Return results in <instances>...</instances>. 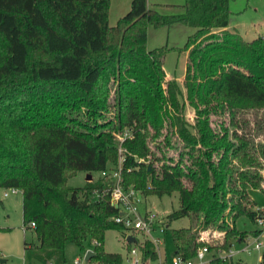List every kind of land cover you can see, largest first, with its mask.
I'll use <instances>...</instances> for the list:
<instances>
[{
  "label": "trees",
  "instance_id": "obj_1",
  "mask_svg": "<svg viewBox=\"0 0 264 264\" xmlns=\"http://www.w3.org/2000/svg\"><path fill=\"white\" fill-rule=\"evenodd\" d=\"M230 1L184 0L168 14L131 0L109 25L111 0H0V189L22 195L30 262L65 264L66 244L85 253L90 240L86 264H123L104 248L107 230L125 229L101 174L121 156L125 191L177 192L167 218L189 225L172 230L173 255L206 244L210 264H233L216 253L255 233L236 221L254 222L249 190L264 193V35L228 29ZM173 24L196 30L181 48L147 47L149 26ZM171 49L186 52L182 85L164 70ZM78 172L90 179L68 185ZM208 229L220 239L201 240ZM125 244L143 263L158 258L150 240Z\"/></svg>",
  "mask_w": 264,
  "mask_h": 264
},
{
  "label": "rangeland",
  "instance_id": "obj_2",
  "mask_svg": "<svg viewBox=\"0 0 264 264\" xmlns=\"http://www.w3.org/2000/svg\"><path fill=\"white\" fill-rule=\"evenodd\" d=\"M151 7L157 8L161 13H178L182 11L181 5L184 0H148ZM156 2H161L160 5H155ZM173 5H169V4ZM124 0H113L111 2L110 14L108 18L109 25H115L117 19L123 16L130 8V2L127 0V8H124ZM230 15L228 22V29H236L246 39L250 40L257 35H264V0H231L229 4ZM123 11V12H122ZM117 14V15H116ZM196 29L182 24H173L171 26H163L154 28L148 27L147 47L149 49L167 45L169 48H181L187 37ZM186 52L178 49H171L166 52L164 57V70L167 78H174L180 85H182V77L184 76L186 67ZM186 117L190 121L194 117L192 109L186 107ZM161 140V138L159 139ZM154 148V144H152ZM166 148V147H163ZM177 156V152L173 148L166 149L165 155ZM119 162V159H118ZM264 170H260L263 173ZM88 174L78 172L74 177L68 180V185L73 187L82 186ZM92 180L97 178V173H92ZM0 192V198H1ZM249 194L257 207H264V193L258 189H250ZM139 201L136 202L139 215H144L146 212L155 213L157 221L162 223L165 230L159 231L157 226L153 227L150 233L140 231L135 232V237L138 243L144 240H150L159 255L167 253V256L174 251V244L172 242L171 232L175 228L186 227L189 225L187 217L178 218L169 221L167 215L178 208L179 200L177 192L172 195H164L158 197L156 195L144 196L136 193ZM3 203H0V259H5V262L0 264H39L36 261H29L24 253V243L28 244L35 242V234L32 229L23 227L22 217V195L18 192L15 195H10L3 198ZM255 209V208H253ZM157 224V222H156ZM158 225V224H157ZM237 228L253 232L256 229L254 222L247 217H240L236 221ZM222 233L218 231H211L208 229L200 233L205 241L220 239ZM125 233L120 229H110L105 232L104 248L109 252H118L123 256V264H128L126 254L128 247L125 244ZM160 238L161 244L154 243V238ZM243 243L235 242L232 248L235 250V255L232 257L233 264H256L258 260V252L254 250L239 251ZM92 243L90 240L85 242V249L92 250ZM64 255L66 258L65 264H74L76 258L80 259L81 264H86L84 261V251L80 250L76 245L68 243L65 246ZM158 255V256H159ZM172 256V255H171ZM170 256V257H171ZM154 264L158 263V258ZM154 262V261H152ZM209 264V263H203Z\"/></svg>",
  "mask_w": 264,
  "mask_h": 264
},
{
  "label": "built area",
  "instance_id": "obj_3",
  "mask_svg": "<svg viewBox=\"0 0 264 264\" xmlns=\"http://www.w3.org/2000/svg\"><path fill=\"white\" fill-rule=\"evenodd\" d=\"M123 150L119 148V152ZM121 161L122 157H119V162L116 168L111 169L109 171H102V176H105L107 180L110 181L111 184V198L110 203L113 205L117 212L111 217V220L116 224H120L125 229V241L126 236L131 234L135 237V232L144 231L150 233L153 231V227L157 226L159 231H164L165 228L162 223H159L156 219L157 216L155 213L146 212L144 215H139L138 208L136 206V202L139 201V197L136 196V192L132 189L125 191L121 186ZM20 192L18 189L14 187L3 189V196H7L9 194H16ZM257 210V216L255 217V233L248 235L244 240L240 243H243L241 250L239 251H247L254 250L258 252V260L256 264H264V207H255ZM157 222V224H156ZM30 227H34V222H30ZM201 240H205L202 236ZM154 243L161 244L160 238H154ZM231 247L226 251H217V256L223 260H230L235 255L236 252ZM129 264H143L141 260V254L138 246L133 245L129 250ZM85 254V253H84ZM211 253L209 252L208 246L202 245L199 246L196 250L195 258L193 259H184L179 254L173 255L169 262L159 260L157 264H203L209 263L211 260ZM150 261L147 260L144 264H148ZM74 264H81L80 259L76 258L74 260Z\"/></svg>",
  "mask_w": 264,
  "mask_h": 264
},
{
  "label": "crops",
  "instance_id": "obj_4",
  "mask_svg": "<svg viewBox=\"0 0 264 264\" xmlns=\"http://www.w3.org/2000/svg\"><path fill=\"white\" fill-rule=\"evenodd\" d=\"M113 0H111V2H112ZM129 2H131V0H129ZM147 4H148V6H150V3L148 2V0H147ZM155 4H161V2H156ZM166 4H169V3H166ZM169 5H173V3L172 4H169ZM110 8H111V4H110ZM110 8H109V14H110ZM124 9L123 10H125V8H127V0H124V7H123ZM123 12V11H122ZM117 15V14H116ZM108 18H109V15H108ZM182 80H183V77H182ZM88 179H90L88 176L86 177V180H88ZM2 191V189H0V192ZM17 194V193H16ZM10 195H15V194H9V195H7V196H3V193H1V198H0V203L2 204L3 203V201H5V200H2L3 198H6V197H8V196H10ZM136 238V237H135ZM127 250V254H126V260H127V262H128V258H129V253H128V249H126ZM174 252V251H173ZM173 252L170 254V256L172 255L173 256ZM122 255V254H121ZM158 255H159V251H158ZM170 256H167V253L165 252V253H161L159 256H158V260H162V261H166V262H169V260L171 259V257ZM123 257V256H122ZM4 262H5V259H4ZM156 261H154V262H149L148 264H154ZM128 264H129V262H128ZM144 264V263H143Z\"/></svg>",
  "mask_w": 264,
  "mask_h": 264
},
{
  "label": "water",
  "instance_id": "obj_5",
  "mask_svg": "<svg viewBox=\"0 0 264 264\" xmlns=\"http://www.w3.org/2000/svg\"><path fill=\"white\" fill-rule=\"evenodd\" d=\"M88 177L90 178V175H88ZM126 241L127 242H130V243H133V242H136V238L134 236H132L131 234H128L126 236ZM94 253L92 250H87L85 252V255H84V261L87 262L90 258V256H92ZM4 262V259H0V263H3Z\"/></svg>",
  "mask_w": 264,
  "mask_h": 264
}]
</instances>
